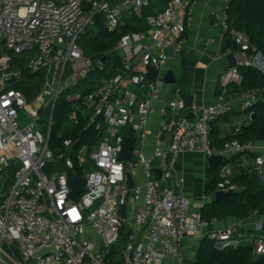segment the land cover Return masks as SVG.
<instances>
[{"label": "built area", "instance_id": "2783aa9c", "mask_svg": "<svg viewBox=\"0 0 264 264\" xmlns=\"http://www.w3.org/2000/svg\"><path fill=\"white\" fill-rule=\"evenodd\" d=\"M112 1L0 0V259L6 244L18 249L20 264H112L110 254L123 225L131 233L115 264H162L168 256L181 260V242L189 233L202 234L219 250L249 241L253 255L264 256V207L250 217L257 236L238 226L212 229L219 221L191 212L190 198L179 190L185 178L173 167L172 157L184 153L206 159L244 153L242 165L264 181V143L243 145L233 139L218 148L210 139L213 124L234 112V104L223 97L210 105L168 101L173 115L161 124L153 152L145 153L150 115L166 87L162 73L155 81L149 79L148 68L161 71L170 58L167 48L172 46L175 53L186 45L196 0H169L162 11L147 15L144 9L151 0H117L114 5ZM233 1L223 0V7L212 13L211 24L220 30L221 39L231 35L236 59L221 76L222 95L229 83L241 81V68L264 71V57L247 34L230 28L228 9ZM99 16L109 31L133 16L149 28L123 35L116 48L124 53L122 66L85 91L83 80L108 68L105 60L87 56L79 43ZM40 71L44 72L42 90L28 102L15 87L28 74ZM65 92L67 100L84 112L86 127H94L100 138L74 150L77 140L68 138L56 156L49 141L54 110ZM262 99L264 87L242 93L241 108L250 109ZM45 109L52 110L48 132L40 124ZM125 129L136 135L135 161L119 159ZM75 156L85 171L84 190L77 201L70 198ZM59 161L64 164L61 170ZM138 166L145 182L130 189L126 170L133 173ZM154 169L161 171L159 179L152 178ZM233 175L231 163L221 164L218 190L236 191ZM88 228L99 233V241L86 237Z\"/></svg>", "mask_w": 264, "mask_h": 264}, {"label": "trees", "instance_id": "16d2710c", "mask_svg": "<svg viewBox=\"0 0 264 264\" xmlns=\"http://www.w3.org/2000/svg\"><path fill=\"white\" fill-rule=\"evenodd\" d=\"M168 2L169 0H151L150 5L144 9V15L156 14L162 11ZM228 13L230 16V28L246 33L256 48V52H260L264 57V0H234L228 9ZM148 28L143 20L133 16L126 19L125 24L116 31H109L103 17L99 16L96 20V26L79 43L87 56L94 60H105L108 68L104 72L93 71L89 78L83 80V89L85 91L93 89L94 85L102 77H107L109 73L113 74L122 66L123 57L118 55L116 48L123 35L130 32L147 31ZM226 41L231 42L229 45L231 48L232 41L229 33L226 35ZM22 59L25 58L23 57ZM111 64H114V67L111 68ZM240 73L242 78L239 83H229L225 87L227 94H241L264 87L263 70L255 67H243L240 69ZM43 79V71L28 74L25 81L17 84L15 88L23 91L28 102H31L41 92ZM223 89L221 87V92ZM67 93L65 92L62 98L58 99L54 110L55 124L49 141V147L56 156L63 151L64 140L68 138L79 140L80 146L97 141L100 138L99 132L94 127H86L87 121L84 112L77 110L75 103L73 104L67 100ZM71 108L77 120L71 127L67 126L62 132L63 127L61 123L67 118V113L72 110ZM244 113L248 118L246 123L232 136L221 137L218 128L215 126L223 117L213 124L210 139L214 146L223 148L225 143L233 139H237L243 145L264 143V99L256 102L250 109L244 110ZM252 113L255 114L253 119H251ZM128 132L129 129L126 130V133ZM254 156L252 154L251 157ZM243 157L244 153H240L224 161V163H231L234 166L232 182L238 187L232 195L224 199L214 200V194L218 190V184L221 181V164L216 168H209L207 170L209 183L205 194L213 199L207 202L201 211V216L204 219L208 221L214 219L220 221L227 217L247 219L256 211L262 212L264 207V181L250 167L242 165ZM74 159L76 162L75 172L79 176H85L84 168L78 164L76 156ZM57 168L58 170L64 168L62 161L58 162ZM121 214L124 217L127 216L126 207L121 209ZM130 233V228L127 225H123L120 230L119 241L113 247L110 254L112 264H115V257L117 255L120 256L121 249ZM191 264H264V256L255 257L252 245L244 244L237 248L219 250L212 241L203 239L196 258Z\"/></svg>", "mask_w": 264, "mask_h": 264}, {"label": "crops", "instance_id": "0c3cea01", "mask_svg": "<svg viewBox=\"0 0 264 264\" xmlns=\"http://www.w3.org/2000/svg\"><path fill=\"white\" fill-rule=\"evenodd\" d=\"M194 7L193 23L187 28L185 34L186 45L180 52L173 53L166 65L161 69L162 75L172 71L177 79V84H166L161 99L154 105L150 115L149 135L144 144L145 153L148 155L153 152L154 142L158 136L161 124L168 121L173 115L166 105L168 102L166 100L167 94L171 90L175 93L173 99H181L187 103L196 101L210 105L218 102L219 98L223 97L226 102L234 104L235 113H228L215 125L221 137L236 134L248 119L241 108L240 97L242 93H226L222 95L221 92L220 79L230 68L227 56L231 53L232 47H229L230 44L227 45L230 41L221 39L220 30L213 27L211 22L212 13L223 7V0H196ZM168 143L169 138L165 136V145H168ZM207 160L203 155L193 153H184L172 157L174 170L179 176L185 178V182L180 185L179 190L190 198L192 213H201L204 205L213 199L205 194L209 183ZM133 174L137 185L144 184L145 178L143 177L141 166L136 167ZM132 214L129 213V217H132ZM254 221L251 218L227 217L220 220L217 224H213L211 228L224 229L230 226H238L242 227L247 235L257 236V232L254 231ZM201 236L202 234H187L181 242L182 259L179 260L168 256L162 264H181L182 262L191 264L196 258L201 241L204 239ZM86 237L99 241V233L90 228L87 229ZM245 242L247 245L250 244L249 241ZM3 254L8 257L12 264H20L21 255L16 247L4 244ZM119 261L120 258L117 255L115 262L119 263Z\"/></svg>", "mask_w": 264, "mask_h": 264}, {"label": "water", "instance_id": "95a60500", "mask_svg": "<svg viewBox=\"0 0 264 264\" xmlns=\"http://www.w3.org/2000/svg\"><path fill=\"white\" fill-rule=\"evenodd\" d=\"M117 0L112 1V4H116ZM230 42L227 43V45H229ZM167 54L169 56H172L174 53V49L172 46L167 48ZM261 54V53H260ZM228 59V66L229 67H233L236 64V59L233 53H230L227 56ZM148 77L151 81H155L156 78L158 77V75L161 73V71L159 69H157L154 66H149L148 68ZM164 82L167 85H175L177 84V79L174 75V73L172 71H168L165 75H164ZM175 96L174 91H169L167 94V101H171ZM255 117V114L252 113V118L253 119ZM135 143H136V135L133 131H129L125 137V140L122 144V150L121 153L119 155V159L121 161L127 162L132 160L133 158V151H134V147H135ZM79 145V140L75 141L74 144L72 145L71 149L74 150L76 149V147ZM208 166L210 169L216 168L218 165L223 164L225 161V158L223 155H214L208 158ZM126 183L127 186L132 189L136 186V181L134 178V174L127 169L126 170ZM161 175V171L159 169H154L153 171V179H159ZM84 177L79 176L76 172H74L72 174V182H71V193H70V198L74 201L78 200V197L80 195V193L84 190ZM235 191H223V190H218L215 192L214 194V200L218 201L221 199H224L230 195H232Z\"/></svg>", "mask_w": 264, "mask_h": 264}, {"label": "rangeland", "instance_id": "374dc122", "mask_svg": "<svg viewBox=\"0 0 264 264\" xmlns=\"http://www.w3.org/2000/svg\"><path fill=\"white\" fill-rule=\"evenodd\" d=\"M92 28L89 29V31H91ZM84 37H86V35H82L79 39V41H81ZM118 55L122 56V50L121 51H118ZM123 57V56H122ZM43 86V85H42ZM70 92H73V90H70ZM62 98V96L60 97ZM72 109V108H71ZM51 115H52V110L48 111V110H43L42 112V120L40 122V124L42 125L43 127V132H48V128H49V122H50V118H51ZM53 117H54V114H53ZM77 120V117L76 115L74 116V111L73 109L68 111L67 113V118H65L62 123H61V126L63 127L62 128V132L65 130V128L68 126V127H71L73 125V123H75ZM54 127V126H53ZM128 130V129H125V131ZM136 160V157L133 158V161ZM88 166V165H87ZM89 167V166H88ZM86 235H87V232H86ZM2 257V261L0 259V264H12V262L8 259V257L3 254L1 255Z\"/></svg>", "mask_w": 264, "mask_h": 264}]
</instances>
